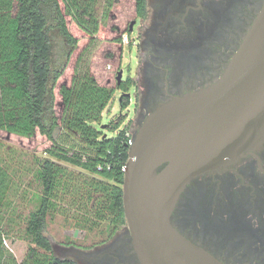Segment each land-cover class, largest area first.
Returning <instances> with one entry per match:
<instances>
[{
  "label": "trees",
  "instance_id": "obj_1",
  "mask_svg": "<svg viewBox=\"0 0 264 264\" xmlns=\"http://www.w3.org/2000/svg\"><path fill=\"white\" fill-rule=\"evenodd\" d=\"M133 1L142 14L145 0ZM90 2L94 0H0V132L24 139L39 133L52 144L60 134L76 143L80 151L70 154L54 145L45 151L49 158L36 159L35 168L30 169L40 194L37 207L26 220V239L47 252L51 245L43 231L48 216H68L74 208L80 214L78 225L88 230L103 221L110 229L126 224L124 168L132 138L128 127L115 125L109 132L116 133L109 137L93 124H100L115 90L124 92L119 104L127 108L129 81L109 87L88 71L82 72L88 45L77 55L69 82L57 87L78 45L68 19L90 44L95 41L99 23ZM56 91L60 115L55 112ZM58 162L92 177L82 179ZM5 177L0 167V189ZM28 260L30 264H75L56 257L42 262L34 248L29 250Z\"/></svg>",
  "mask_w": 264,
  "mask_h": 264
},
{
  "label": "flooded vegetation",
  "instance_id": "obj_2",
  "mask_svg": "<svg viewBox=\"0 0 264 264\" xmlns=\"http://www.w3.org/2000/svg\"><path fill=\"white\" fill-rule=\"evenodd\" d=\"M263 6L264 0H145L139 14L133 1L125 32L141 54L140 85L130 84L139 125L159 105L216 84ZM170 223L222 264H264V142L193 179ZM62 250L75 264H142L127 222L91 247Z\"/></svg>",
  "mask_w": 264,
  "mask_h": 264
},
{
  "label": "water",
  "instance_id": "obj_3",
  "mask_svg": "<svg viewBox=\"0 0 264 264\" xmlns=\"http://www.w3.org/2000/svg\"><path fill=\"white\" fill-rule=\"evenodd\" d=\"M262 142L264 6L219 81L159 105L128 144L123 206L142 264H222L181 236L170 215L193 179Z\"/></svg>",
  "mask_w": 264,
  "mask_h": 264
},
{
  "label": "rangeland",
  "instance_id": "obj_4",
  "mask_svg": "<svg viewBox=\"0 0 264 264\" xmlns=\"http://www.w3.org/2000/svg\"><path fill=\"white\" fill-rule=\"evenodd\" d=\"M90 3L93 4L99 23L95 41L90 44L89 38L78 31L68 19L78 45L57 87L62 82H69L77 55L88 45L82 62V72L88 71L100 84L115 87L117 73L121 70L123 82L129 81L130 84L140 85L138 67L141 54L136 52L134 36L125 32L134 17L133 1L113 0L108 11L106 10L108 0H94V3ZM103 11L107 12L105 17L102 16ZM55 44L58 51L60 46L57 39ZM127 93L130 94L127 108H121L119 101L122 94L115 90L112 101L102 114L100 124H93L104 135L114 136L116 132L111 133L109 130L115 125H120V129L128 127L127 131L131 138L138 132L141 117H137L135 112L137 109L141 111L139 98L138 96L134 98L133 88ZM55 112L57 115L61 113L57 91ZM56 137V143L52 144L39 133L31 139H24L0 132V167L6 175L4 187L0 189V264H30L28 252L32 248L36 250L37 259L42 262L48 261L51 257L74 260L73 256L67 255L61 247H91L105 238L111 230L107 221L101 222L93 230L79 226L77 217L80 214L71 208L68 216L55 214L46 218L43 235L50 242V252L37 248L26 239V220L29 213L37 207L36 197L40 194V189L30 172V169L35 168V160L49 158L45 151L54 145L70 154L80 153L76 143L60 134H56ZM58 163L75 175H80L82 179L92 177L70 164Z\"/></svg>",
  "mask_w": 264,
  "mask_h": 264
},
{
  "label": "built area",
  "instance_id": "obj_5",
  "mask_svg": "<svg viewBox=\"0 0 264 264\" xmlns=\"http://www.w3.org/2000/svg\"><path fill=\"white\" fill-rule=\"evenodd\" d=\"M131 142H132V140H131V141H129V144H131Z\"/></svg>",
  "mask_w": 264,
  "mask_h": 264
}]
</instances>
